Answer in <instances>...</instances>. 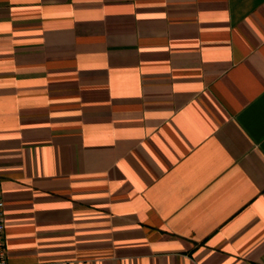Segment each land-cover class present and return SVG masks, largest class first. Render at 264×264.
Segmentation results:
<instances>
[{"label": "crops", "instance_id": "0c3cea01", "mask_svg": "<svg viewBox=\"0 0 264 264\" xmlns=\"http://www.w3.org/2000/svg\"><path fill=\"white\" fill-rule=\"evenodd\" d=\"M12 264H264V0H0Z\"/></svg>", "mask_w": 264, "mask_h": 264}, {"label": "built area", "instance_id": "2783aa9c", "mask_svg": "<svg viewBox=\"0 0 264 264\" xmlns=\"http://www.w3.org/2000/svg\"><path fill=\"white\" fill-rule=\"evenodd\" d=\"M0 264H12L8 259L6 240V200L0 184Z\"/></svg>", "mask_w": 264, "mask_h": 264}]
</instances>
